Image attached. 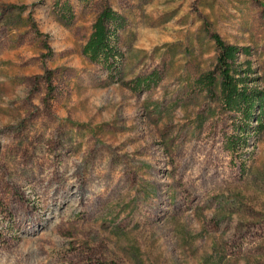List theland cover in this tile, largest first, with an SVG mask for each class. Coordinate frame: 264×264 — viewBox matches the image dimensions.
Instances as JSON below:
<instances>
[{
  "label": "rangeland",
  "instance_id": "1",
  "mask_svg": "<svg viewBox=\"0 0 264 264\" xmlns=\"http://www.w3.org/2000/svg\"><path fill=\"white\" fill-rule=\"evenodd\" d=\"M63 1L0 0V264H264V114L224 106L213 40L264 91V0ZM106 5L112 74L82 52Z\"/></svg>",
  "mask_w": 264,
  "mask_h": 264
},
{
  "label": "trees",
  "instance_id": "2",
  "mask_svg": "<svg viewBox=\"0 0 264 264\" xmlns=\"http://www.w3.org/2000/svg\"><path fill=\"white\" fill-rule=\"evenodd\" d=\"M86 1V0H82ZM57 14L62 20L70 22L73 19V10L70 3L64 0L61 4H57ZM124 26V17L114 10L111 6L106 5L101 10L97 19L92 24V31L89 34L86 43L83 45V54L92 62H100L103 67L106 68L109 74L116 71V64L122 56L119 52L117 41H118V30ZM219 53L217 55V66L219 73V92L221 93L224 106L230 111L238 112L243 119H252L255 107L258 108V114L256 116V122L258 125L259 119L264 114V91H253L248 89L246 86H240V83H244L245 78L236 77V69L234 68L236 54L241 50L247 52L245 48H240L235 45H226L218 35H213ZM205 77V78H204ZM204 79V84L207 87H212L216 83V77L211 75V72L200 77ZM202 81V80H201ZM139 83V82H138ZM262 125H260L261 127ZM238 140H229L230 146L234 148ZM67 153L63 152V158L65 159ZM39 156V155H38ZM39 159L42 165L43 175L39 177L42 182V188L45 184H52L51 180L55 179L59 183L61 179L56 178L55 170L51 171L46 166L45 156L42 158L40 155ZM84 191L78 190V198L84 197ZM82 195V196H81ZM81 196V197H80ZM33 216L20 217L18 222L22 224L31 223Z\"/></svg>",
  "mask_w": 264,
  "mask_h": 264
}]
</instances>
